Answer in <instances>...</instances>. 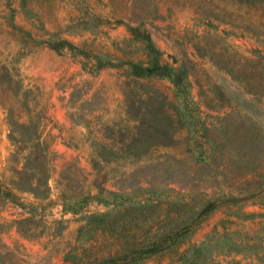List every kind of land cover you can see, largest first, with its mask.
Listing matches in <instances>:
<instances>
[{
  "label": "rangeland",
  "instance_id": "rangeland-1",
  "mask_svg": "<svg viewBox=\"0 0 264 264\" xmlns=\"http://www.w3.org/2000/svg\"><path fill=\"white\" fill-rule=\"evenodd\" d=\"M137 34L188 104L129 72ZM184 224L119 264H264V0H0V264H98Z\"/></svg>",
  "mask_w": 264,
  "mask_h": 264
},
{
  "label": "trees",
  "instance_id": "trees-1",
  "mask_svg": "<svg viewBox=\"0 0 264 264\" xmlns=\"http://www.w3.org/2000/svg\"><path fill=\"white\" fill-rule=\"evenodd\" d=\"M136 37H141L145 41V49L148 55H146V59L144 60H127L126 62L129 64V72L135 76H149V75H159L165 76L169 80H171L174 84V90L178 97L181 100H185L186 104L189 102V93H188V81L186 79V71L185 69H180L179 67L170 65L166 62L160 61V50L153 43L150 37H146L145 35L140 36L139 34ZM55 47L62 48L65 44L71 46L73 49H76L81 54H87V51L82 47L76 46L67 39L61 38L53 43ZM97 62H102L101 57L95 55ZM180 69V70H179ZM180 71V72H179ZM236 198L237 197H233ZM235 200V199H233ZM213 204H210L212 206ZM190 227L188 224H184L176 229H171L168 232L158 236L151 243L147 245H140L139 247H132L125 252H122L115 256H109L105 259H102L98 262V264H119L122 262H130L131 260H135L138 257L150 253L155 252L165 246L169 245L172 242H177L184 237L189 231ZM130 255V256H129Z\"/></svg>",
  "mask_w": 264,
  "mask_h": 264
}]
</instances>
